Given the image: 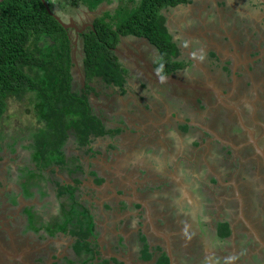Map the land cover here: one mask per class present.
Masks as SVG:
<instances>
[{
  "label": "crops",
  "instance_id": "0c3cea01",
  "mask_svg": "<svg viewBox=\"0 0 264 264\" xmlns=\"http://www.w3.org/2000/svg\"><path fill=\"white\" fill-rule=\"evenodd\" d=\"M163 16L184 65L172 76L179 83L224 92L227 60L247 75L256 64L264 66V0H193ZM115 54L126 70L123 87L93 83L88 102L102 126L117 135L85 148L69 137L58 160L70 171L52 165L39 174L27 140L17 139L13 151L0 143L1 256L8 264L90 258V264H155L160 253L166 255L155 229L168 239L171 264H264L263 196L259 187L251 192L243 172L217 168L228 151L205 131L207 114L194 104L210 91L187 92L153 79L149 71L160 75L153 67L159 55L143 38L121 37ZM81 72L72 71L73 89L83 87ZM3 150L27 154L17 160ZM67 186L72 194L60 192ZM243 189L256 198L255 209L245 207ZM50 207L53 220L61 213L64 219L55 230L49 228ZM253 211L263 215L261 223ZM79 221L92 226L91 256L73 251ZM222 227L225 235L218 236Z\"/></svg>",
  "mask_w": 264,
  "mask_h": 264
},
{
  "label": "trees",
  "instance_id": "16d2710c",
  "mask_svg": "<svg viewBox=\"0 0 264 264\" xmlns=\"http://www.w3.org/2000/svg\"><path fill=\"white\" fill-rule=\"evenodd\" d=\"M111 1L115 2L114 8L98 13L92 20L93 28L79 35L84 85L75 90L71 38L49 14L47 3L46 6L40 0L0 3V117L11 101L22 100L26 94L33 95L40 132L36 134L38 140L29 144V148L31 151L35 148L31 160L37 172L52 165L69 169L64 160H58L69 137L78 148H85L96 138L118 134V131H107L92 114L88 96L94 92L91 84L97 81L106 86L123 87L126 70L114 53L121 37L147 40L158 52L153 67L161 76H168L184 66L177 61L178 49L164 25L163 11L193 0H52L62 21L75 16L79 10L94 12ZM39 140H43L44 145H40ZM50 140L56 148L48 147ZM46 146L54 152L46 151ZM53 154L58 158L50 159ZM67 189L72 194L70 186L62 187L60 192ZM74 226L73 234L77 239L73 251L77 255L91 256L93 248L87 239L92 226L83 221ZM143 250L147 252V247ZM91 260L79 264H90ZM155 264H168L164 252L159 254Z\"/></svg>",
  "mask_w": 264,
  "mask_h": 264
},
{
  "label": "flooded vegetation",
  "instance_id": "af4514ba",
  "mask_svg": "<svg viewBox=\"0 0 264 264\" xmlns=\"http://www.w3.org/2000/svg\"><path fill=\"white\" fill-rule=\"evenodd\" d=\"M104 10H101V12ZM76 14L77 15L75 16H70L67 18L65 17L64 21L62 22L65 24L68 22H73L78 29H82V32L80 34H76L71 29L67 30L68 35L71 38V58L73 64H75L74 68L76 69L77 67H79L82 70V66L80 64L81 57L79 59L77 57L79 56L77 49L79 48L78 50L80 51L81 48L79 35L87 32V30L89 29H92L93 26L92 21H90L89 23H86L84 21L85 15H90L91 12H88L83 9L79 10V12H77ZM79 17H82L81 22L79 21ZM88 24H91L92 27H88ZM75 40L76 48L73 52V42ZM208 59L209 61H211L210 57ZM226 62H228L229 64L231 63V68L227 67L229 75L226 77L227 82L225 86V91L220 92L221 95H219V99L221 101L212 92H209L211 96L209 95V93H207V98H205L204 100H201L199 98V101L196 100L194 104L196 105L198 111L202 110L200 107L202 106L203 110L207 114L206 124H208V130L206 129L205 131L209 135H211V137L215 138L216 144L219 146L220 149H222V151H225L226 149L228 151L227 153H223V157L220 162H222V164H225V167L232 166L233 169H237L240 172H243V175H245L246 182L250 185V189H257L256 185H259V192L264 198V163L260 159H258V157L255 156V152L252 146L250 144H246L248 141L247 134L240 126L238 119L239 117L242 121L243 126L251 130L254 138L257 140L258 146L264 151V142H261V139H264V124L262 126L260 125V121L264 117V105L260 104V98H258L260 96L259 85L257 84L258 79L255 78L254 75L245 74V72L241 71L242 69H240L239 67L234 68L233 60L230 59ZM175 72L168 76H175ZM235 72H239L241 76L237 77ZM81 73L83 75V71ZM159 76H161V74ZM97 82H95V84ZM82 83L84 85V81ZM182 90L187 92L191 91V89ZM247 99H252V101L249 102ZM221 141L224 142V144H220ZM225 154L228 158H225ZM240 166H242L243 168L240 169ZM252 192H254V190ZM263 198L261 200H258L259 204L264 203ZM255 199L256 198L251 197V194H249L248 201L244 198L245 207L251 205L255 209L258 204ZM261 205L262 207H264V204ZM253 218H255V220L260 223L263 219V215H260V213H258L257 216L256 211H253ZM0 258L2 264H5L6 261L1 256V254Z\"/></svg>",
  "mask_w": 264,
  "mask_h": 264
},
{
  "label": "rangeland",
  "instance_id": "374dc122",
  "mask_svg": "<svg viewBox=\"0 0 264 264\" xmlns=\"http://www.w3.org/2000/svg\"><path fill=\"white\" fill-rule=\"evenodd\" d=\"M45 2L47 3V6L50 7V12L61 19V17H60L61 13L57 8L54 7L52 0H45ZM114 6H115L114 1H111L108 4H102L99 6V8L96 11L91 12L90 15H85L84 21L86 23H89L90 21L93 20V18L98 13L100 14L101 10H104V9L105 10H107V9L111 10L112 8H114ZM226 10L228 11V9H225L224 14L227 13ZM74 15H77V14L75 13ZM219 15H220V13H219ZM220 17L222 18V15H220ZM69 19H71V18H69ZM81 20H82V17H79L80 22H81ZM78 49H77V51H78L79 56H77V57L79 59L81 57V55H80V51ZM76 61H78V60H76ZM249 74L254 75L255 78L258 79L257 84L259 85V91H260V96L258 98H260V104L264 105V66L261 64H256L253 67L252 71L249 72ZM257 84H256V86H257ZM74 87H75V85H74ZM247 100L249 102L252 101V99H247ZM9 105L10 106L8 107L7 112L0 117V143L3 142L5 145L9 144L11 147V150L13 151V149H15V150L18 149V147L15 146L16 142H18L17 139L18 140H27L28 144H33L34 141L36 142L38 140V138H36V136H37L36 134H38L40 132V131H38V127H37V123L39 122V114L36 113V111H35L34 99H33V95H31V94H26L24 96V98H22V100L11 101ZM263 124H264V117L260 121V125L262 126ZM263 128H264V126H263ZM261 131H263V130H261ZM263 135H264V133H263ZM45 136L46 135H44V138H45ZM20 138H22V139H20ZM261 142L263 143L264 139L263 140L261 139ZM49 143L50 144L48 145V147H55V148L57 147L53 141L50 140ZM12 144H14V145H12ZM39 144L44 145L43 140H39ZM46 149H47L46 151H48L49 153L54 152L53 149L47 148V146H46ZM3 151L5 152L7 158L8 157H14L17 160H19V158H22L27 154L26 152H23L20 154L23 156H18L15 153H11L9 150H6V151L3 150ZM211 154H212L213 159H214L216 154H217V151L213 150ZM218 157H219V155L217 154L216 158H218ZM46 158H48V156ZM57 158H58V155H56V154H53L52 156H50V159H57ZM225 158H228V157H226V154H225ZM216 161H220V159H218ZM217 168L224 171V169L226 167L224 164H221V165L219 164V166H217ZM242 168L243 167L240 166V169H242ZM235 171L239 172V170H237V169H235L233 172H235ZM38 172L36 171L35 173L39 174ZM27 175H25V177H28ZM35 179H36V177H35ZM258 186L259 185H256V188H258ZM243 190H244L243 191L244 198L248 201L249 193H248V191H246V189H243ZM250 190L252 192L254 189L252 188ZM261 204H264V203H261ZM260 207H262V205H260ZM49 211H50V215L52 217L51 220H53L54 215H55L54 208L50 207ZM61 215H62V213H61ZM60 216L55 218V220H53L52 224L50 223L49 228H52L53 230H55L57 227H60V225H62V223L64 222V219L61 220ZM65 218H66V216H65ZM218 233H219L218 236L225 235V234H223V233H225V228L222 227L218 231ZM5 264H8V262Z\"/></svg>",
  "mask_w": 264,
  "mask_h": 264
},
{
  "label": "water",
  "instance_id": "95a60500",
  "mask_svg": "<svg viewBox=\"0 0 264 264\" xmlns=\"http://www.w3.org/2000/svg\"><path fill=\"white\" fill-rule=\"evenodd\" d=\"M2 1H4V0H0V3ZM40 1L42 2V4L44 6H46L45 0H40ZM46 9L49 12V14L59 23V25L63 29H65V30L71 29L76 34H80L82 32V29H78L73 22H71V23L68 22V23L65 24V23L62 22V20L59 17H57L56 15L52 14L47 7H46ZM87 26L90 27V28L92 27L91 24H88ZM75 48H76V40L73 42V52L75 51ZM115 51H116V49H115ZM149 73H150V76L153 79L158 80L160 83L175 85V86H177L179 88H182V89L201 90V91H207V90H209L216 97H218V99H219V95H221L220 92L216 91L210 85H203V87L198 86V85H193V84L192 85H186V84L179 83L177 80H175L171 76H168V77L157 76L152 71H149ZM238 119H239L240 126L242 127V129L247 134L248 141H247L246 144H250L252 146V148L254 149V152H255V156L258 157V159H260L264 163V151L258 146L257 140L254 138L253 133L251 132V130H249L246 127L243 126L242 121H241V119L239 117H238ZM152 232H153L154 235H156L157 237H159V239H161L164 242L165 247H166L165 252H166V257L168 259V264H171V262H172L171 253H170V249H169V242H168V239H167L166 235L157 232L155 229H152ZM0 264H2L1 258H0Z\"/></svg>",
  "mask_w": 264,
  "mask_h": 264
}]
</instances>
